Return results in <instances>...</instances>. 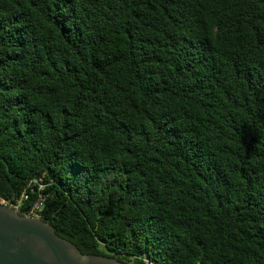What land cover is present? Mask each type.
<instances>
[{"label":"trees","instance_id":"16d2710c","mask_svg":"<svg viewBox=\"0 0 264 264\" xmlns=\"http://www.w3.org/2000/svg\"><path fill=\"white\" fill-rule=\"evenodd\" d=\"M25 194L83 254L264 264V0H0V202Z\"/></svg>","mask_w":264,"mask_h":264},{"label":"water","instance_id":"95a60500","mask_svg":"<svg viewBox=\"0 0 264 264\" xmlns=\"http://www.w3.org/2000/svg\"><path fill=\"white\" fill-rule=\"evenodd\" d=\"M0 264H127L112 257L83 254L41 219L0 204Z\"/></svg>","mask_w":264,"mask_h":264},{"label":"built area","instance_id":"2783aa9c","mask_svg":"<svg viewBox=\"0 0 264 264\" xmlns=\"http://www.w3.org/2000/svg\"><path fill=\"white\" fill-rule=\"evenodd\" d=\"M37 183V182H35ZM39 186L40 190H44V185H40L37 184ZM32 188V191H34L33 187H29ZM29 199V197L25 194L22 195L18 200H16L15 202H9V201H4L2 200L0 202L1 205L7 206L17 212L20 213V209L22 204L27 201ZM44 207V196L41 194L38 199L32 204L31 208L26 212V214H23L22 216L28 217V218H36V219H41V212L42 209ZM144 264H153L151 262H149L148 260L144 261Z\"/></svg>","mask_w":264,"mask_h":264}]
</instances>
